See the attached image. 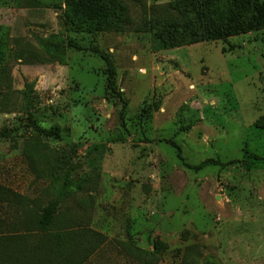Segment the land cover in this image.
<instances>
[{"label": "rangeland", "instance_id": "374dc122", "mask_svg": "<svg viewBox=\"0 0 264 264\" xmlns=\"http://www.w3.org/2000/svg\"><path fill=\"white\" fill-rule=\"evenodd\" d=\"M65 1L0 0V264H264V30L159 50L144 21L176 4L199 23L198 0H118L133 26L94 34L65 33Z\"/></svg>", "mask_w": 264, "mask_h": 264}, {"label": "trees", "instance_id": "16d2710c", "mask_svg": "<svg viewBox=\"0 0 264 264\" xmlns=\"http://www.w3.org/2000/svg\"><path fill=\"white\" fill-rule=\"evenodd\" d=\"M198 1L201 8V21L199 23H196L192 17L185 13L180 5L174 4L173 7L177 11L176 15L165 19L152 18L146 20L141 31L150 34L157 49L171 50L196 44L227 42L233 37L264 30V0ZM65 3L64 26L66 34L125 33L134 23L128 16L125 7L118 0H66ZM6 35V30L0 28V71L3 69L1 64L8 51ZM46 43L55 49L81 50L76 42L65 35H52L47 38ZM114 84L115 72L108 67L109 89H114ZM26 87V102L28 110H30L35 85L28 84ZM120 98L125 110L127 102L122 96ZM26 122L29 123L30 129L37 136L61 138L57 128H44L31 111H28ZM257 127L264 132V118L259 121ZM13 133L5 130V135H13ZM173 145L182 159L180 148L175 143ZM257 159L256 155L246 153V163ZM213 165L226 166L219 161L207 160L195 169L201 170ZM74 188L70 180L67 179L60 189L58 199L41 211L36 222L37 228L41 232H48L53 227L61 202ZM12 197L11 191L0 186V202L10 201Z\"/></svg>", "mask_w": 264, "mask_h": 264}]
</instances>
